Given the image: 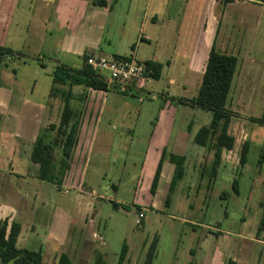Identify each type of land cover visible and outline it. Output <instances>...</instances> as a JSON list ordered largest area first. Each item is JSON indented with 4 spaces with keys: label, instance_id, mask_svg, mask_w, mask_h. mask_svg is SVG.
Segmentation results:
<instances>
[{
    "label": "rangeland",
    "instance_id": "rangeland-1",
    "mask_svg": "<svg viewBox=\"0 0 264 264\" xmlns=\"http://www.w3.org/2000/svg\"><path fill=\"white\" fill-rule=\"evenodd\" d=\"M68 1L76 4L75 0ZM111 1L115 4V0ZM59 2L0 0V6L11 8L6 13L3 43L23 54L0 63V69H4L1 79L35 102L53 100L57 121L64 106V92L70 91L72 107L80 117V144L71 152L70 169L65 172L68 178L61 184L39 180L38 187L31 185L33 190H42L41 196L46 198L32 200L36 203L33 208H21L20 218L29 213L28 220L33 219L37 231L31 239L25 232L27 237L22 238L20 246L41 250L43 264H55L54 254L68 240L58 221L74 217L76 225H80L79 210L87 207L85 214L79 216L83 228L71 232V243L84 251L87 264H117L124 242L129 245L124 264H143L153 242V264H226L229 258L238 264H264V229H258L264 210V125L251 119L264 111V48L255 43L245 45L241 52L237 43L232 45L231 35L226 40L224 49L241 58L229 104L237 113L231 130L237 143L232 151H227L217 177L211 178L210 168L205 173L203 167L197 168L196 152L205 148L197 145L175 191L169 193L170 181L165 182L164 178L152 194L160 149L167 136L164 130L170 128L164 121L173 120L174 127L189 119L200 124L211 121L210 111L180 106L170 96L197 93L199 75L192 82L194 87L184 90L178 72L182 61L210 48L217 27L221 26L222 3L120 0L117 12L102 31L101 54H133L138 59L166 56L171 60L170 68H165L159 79L122 93L116 86L94 91L85 84L52 82L58 63L74 69L85 64L81 56L61 48L71 17L66 12L59 14ZM258 22V42L264 44V18ZM142 36H149L150 40L141 39ZM92 38L93 32H87L85 39ZM171 76L174 82L170 81ZM94 93H98L97 100ZM92 105L94 108H90ZM83 106H89L88 114L93 111L91 119ZM133 123L134 129L128 130ZM4 124L1 119L0 153L6 152L3 140L8 134ZM50 136L61 139L57 130L51 131ZM244 141H249L250 146L248 162L242 166L239 158ZM211 151L206 148L205 152L210 155ZM55 156L57 160L61 156L59 146ZM213 158L214 154L206 161L207 167ZM235 178L237 192L233 186ZM114 202L128 208L116 209ZM59 209L65 211L64 217ZM141 210L146 216L137 224ZM31 225L28 223L30 233Z\"/></svg>",
    "mask_w": 264,
    "mask_h": 264
},
{
    "label": "crops",
    "instance_id": "crops-1",
    "mask_svg": "<svg viewBox=\"0 0 264 264\" xmlns=\"http://www.w3.org/2000/svg\"><path fill=\"white\" fill-rule=\"evenodd\" d=\"M72 1H76V4H71L68 0H60L58 5L59 8L57 9L59 14L63 15L64 12H66L68 16L71 17V19L67 20L68 26L65 27L66 32L63 34V40L61 42L62 50H64L66 53L73 52L81 56L82 60L84 55L88 52L96 51L98 53H103L102 41L104 38L102 31L105 29L106 24L110 22L109 19L114 15L115 12H117L118 5L121 3L120 0H115V4H113L111 0H107V5L105 6L94 3V0H89L88 2L84 0ZM216 1L222 3V9L220 11V13L222 14L220 18L221 26L219 24L220 27H217V31L214 40L211 43V46L215 42L217 50L223 53L234 54L238 57V63L229 94V105L231 94L235 86L236 76L240 68L241 58L239 54L229 52L224 49V47H226V40L230 39L231 35V39L233 40L232 45H235V43H237V45H239L240 47L239 49L241 52L243 51V47H245V45L250 46L255 43L264 48V44L258 42L260 34L257 32L256 27V22L264 18V0H227V2H225L224 0ZM9 9L11 8L7 9L3 4L2 6H0L1 45H5L3 43L2 35L5 31V24H7L8 15H6V13L9 11ZM236 21H238L239 23L237 26L235 23ZM230 31H232L231 34ZM87 32H93L94 38H92V40L85 39ZM141 39L150 40L149 36H142ZM211 46L210 48H208L207 52L204 53L202 51L199 55L197 54L189 60L182 61L180 71L178 72L180 74V77L178 78L182 79V87L184 90H187V88L190 86L194 87V84L192 82L195 77L199 75L200 79L195 87L197 88L198 92L206 68L207 58ZM141 60H155L162 63L163 68L161 71V75L163 70L165 68H170L171 65V60L169 58L167 59L166 56H158L156 59L152 57H146ZM61 64L62 63H58L57 65ZM62 65L66 64H64L63 62ZM3 70L4 69H0V120H5L4 125L5 130H7L6 133L8 134V137H5V139L3 140L6 152L0 153V221L7 220L9 226L14 221L18 222L21 225V231L17 239V244L19 247H21L20 245L22 243V238H24L25 236L27 237V235H25V232L29 233L28 239H31L32 234L37 231V225L36 228L33 226V219L28 220L29 213L24 214L22 216L23 218H20L21 208L25 207V205H30V207L33 208V206H36V203L33 204L32 200L37 201L39 198H46L41 196L42 190L39 192V190H33L31 187V185H35L38 187V184L40 182L39 180H41L37 176L39 172V165L35 163L31 158L33 145L40 131L43 128L47 127V125L49 124L58 125L60 118L57 121L58 116H55L56 114L54 112V108L52 107V105L54 104L53 100L35 102L30 98L23 96L22 93L19 92V89L12 87L11 84L5 82L6 80H2L4 78L1 75ZM173 78L174 77L171 76L170 81L174 82ZM15 82H17V79H15ZM34 88L35 87H33V89ZM94 94L95 100H97L96 96L98 95V93ZM196 94H193L191 96L177 95L176 98L174 95H171L170 99L180 106L182 105L184 107H189L190 109L195 111L198 109V107L191 106L190 104H188V102L185 101V99L193 97ZM83 107H85L83 109H86V114H88L87 109L89 108V106ZM90 108H94L93 105ZM92 112L93 111H90V113L88 114L90 119L93 117ZM164 122H168V126H170V128H167L166 130L163 129L167 136L165 141L164 139H162V141H164V144H162L160 149L161 153L158 163L164 150L179 155H185V166L187 171V167L190 166V159L192 156H194V149H196L197 145H199L195 141V135L202 125H207L210 122L200 124L194 119H189L187 120V122L178 124L175 127L173 124V120H165ZM134 126L135 125L133 123V128H129L128 130H133ZM159 130H161V128ZM231 130L232 124L230 127V131ZM80 135L81 130L79 129L78 141L75 147L79 146L80 144ZM200 150H202L201 154L198 153L200 152ZM232 150L233 149L224 150L223 162L225 161V155L227 151ZM205 151L206 147L203 149H199L198 152H196L195 156L197 157V168H202L204 165H207L206 161L210 158V156H213V151H211L210 155ZM212 160L213 159H211L210 161ZM174 169L175 165L168 158H165L162 164L159 183L162 182L164 178H166L165 182L171 181ZM65 176L66 177L64 178H68V174H65ZM180 181L178 182V185ZM30 207L27 208L29 211L31 210ZM86 210H88L87 207L79 210L80 213L78 214L77 223H80V225H76V222H74L76 219L74 217H66V221H58V224L61 223L59 227L64 228L63 237L67 236L68 240L64 248L58 250V253L54 254V256L56 255V263L61 253H67L71 257L74 264H87L85 259H83L85 256L83 254L84 251L82 250L80 252L79 247L71 243V232H73L74 230L79 232V230L84 226V223L80 221L82 220V217L79 219V216L84 215ZM59 213L63 217L64 214H66L62 209H59ZM28 223L32 224L30 227L31 233L28 229ZM52 232L54 231L52 230ZM54 234L56 238L61 239L58 234H56L55 232ZM49 237H52L51 234ZM22 247L27 248L25 246ZM74 255H76L75 257L78 262L75 261V257H73ZM9 263L13 262L3 263L0 260V264Z\"/></svg>",
    "mask_w": 264,
    "mask_h": 264
},
{
    "label": "trees",
    "instance_id": "trees-1",
    "mask_svg": "<svg viewBox=\"0 0 264 264\" xmlns=\"http://www.w3.org/2000/svg\"><path fill=\"white\" fill-rule=\"evenodd\" d=\"M227 2V0H224ZM98 5H107V0H94ZM89 53V52H88ZM87 53V54H88ZM87 54L84 55L85 61ZM21 54L11 47L0 44V63L5 58L19 57ZM148 70L154 79H159L163 64L155 60H145ZM238 63V57L234 54L223 53L216 48L215 42L212 44L206 63V68L195 96L186 98L185 101L191 106L210 111L212 118L209 124L202 125L196 135L195 141L200 146L213 151L214 158L210 162V167L203 166L204 173L211 170V178L215 179L218 170L223 163L224 150H231L236 146V136L230 131L233 119L237 113L228 105L229 94ZM43 66L44 64L41 63ZM53 83L85 84L87 87L95 90H108L107 83L101 79L98 74L86 64L82 68L74 69L66 65H56L52 72ZM53 92L57 89L52 87ZM72 92H64V106L60 121L57 124H50L43 128L37 136L31 158L39 165L38 178L61 184L65 177L66 170L70 169L69 160L71 152L77 145L79 134L80 117L72 107ZM184 100V99H183ZM257 124L264 125V111L260 116L251 118ZM57 130L61 136L59 140H53L50 132ZM61 148V156L57 160L55 156L56 147ZM249 141H244L239 158V163L245 166L248 162ZM165 158H168L174 165V173L169 184V193H173L186 175V156L172 152L163 151L158 163L150 191L155 194L158 188L162 164ZM238 179L234 180V189L237 192ZM169 197L167 204L170 203ZM114 208H128L126 205L114 202ZM259 230L264 229V210L262 213ZM21 231V225L14 221L10 226L7 220L0 221V260L3 263L13 262V264H43V255L41 251L31 250L19 247L17 239ZM129 245L124 242L119 255L117 264H124L127 259ZM156 250V242H153L148 250L147 257L143 264H153V258ZM56 264H74L67 253H61ZM226 264H237L233 258H229Z\"/></svg>",
    "mask_w": 264,
    "mask_h": 264
},
{
    "label": "built area",
    "instance_id": "built-area-1",
    "mask_svg": "<svg viewBox=\"0 0 264 264\" xmlns=\"http://www.w3.org/2000/svg\"><path fill=\"white\" fill-rule=\"evenodd\" d=\"M85 62L107 83L108 88L116 86L122 93L142 88L154 79L145 60L138 59L133 54L104 55L91 51ZM145 216L144 211H139L136 223L141 224Z\"/></svg>",
    "mask_w": 264,
    "mask_h": 264
}]
</instances>
